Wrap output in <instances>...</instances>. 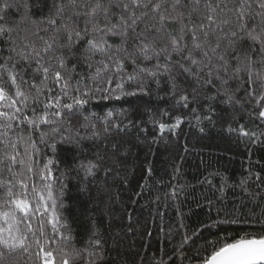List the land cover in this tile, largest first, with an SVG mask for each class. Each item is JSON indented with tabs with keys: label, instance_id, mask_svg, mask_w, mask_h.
<instances>
[{
	"label": "snow or ice",
	"instance_id": "obj_1",
	"mask_svg": "<svg viewBox=\"0 0 264 264\" xmlns=\"http://www.w3.org/2000/svg\"><path fill=\"white\" fill-rule=\"evenodd\" d=\"M128 97H155L173 112L187 109L198 122L201 109L211 122L214 105L248 111L247 104L257 127L264 124V0H0V264H29L33 256L38 264H57V255L59 264L107 258L98 229L82 248L73 245L61 231L66 225L58 207L70 173L91 202L97 174L119 172L128 149L113 137L137 125L122 128L123 113L89 109ZM168 115L163 110L150 118L160 134L153 143L184 122L179 114L166 122ZM229 131L264 143V129L240 124ZM85 141L95 148L91 156ZM58 145L79 153L70 173L59 177ZM45 149L53 155L41 163ZM216 175L223 197L231 185ZM247 183L239 186L247 191ZM238 223L224 219L210 227ZM257 223L235 237L224 227L206 239L200 247L211 252L203 264H264V216ZM192 236L185 234L181 249ZM178 256L182 262L183 251Z\"/></svg>",
	"mask_w": 264,
	"mask_h": 264
},
{
	"label": "trees",
	"instance_id": "obj_2",
	"mask_svg": "<svg viewBox=\"0 0 264 264\" xmlns=\"http://www.w3.org/2000/svg\"><path fill=\"white\" fill-rule=\"evenodd\" d=\"M214 107L211 122L203 109L198 122L187 109L173 112L169 104L155 97L91 103L89 110L101 116L110 110L123 113L119 117L122 128L129 121L137 126L113 137L124 144L128 155L118 173L97 174L91 185V202L80 191L83 182L70 173L69 166L79 159V153L74 157L66 146H57L55 155L60 164L55 175L70 173L64 181L67 187L63 207H58L61 223L66 225L61 231L73 237V245L82 248L92 230L98 229L107 240L108 255L102 264H153L161 257L167 264H203L211 248L200 245L206 239H214L217 231L227 227L235 237L242 231L256 230L257 222L264 216V143L252 144L238 131H229V127L237 129L243 124L249 131L259 133L264 124L257 127L259 121L254 111L249 115L252 110L247 104L244 108L248 111L224 105ZM163 110L169 112L164 121L174 122V116L179 114L184 122L174 133L165 132L163 138L153 143V138L160 134L150 118ZM84 147L85 155L91 156L95 151L89 141L84 142ZM52 155L50 149L42 151L41 163ZM249 172L259 174L261 180L256 181L255 175L249 179ZM217 173L231 185L223 197L217 191ZM241 180L248 181L247 191L239 186ZM173 189L178 193L176 199L170 195ZM233 218L241 223L210 227L217 220ZM194 232L199 235L192 236ZM185 234L192 239L181 249ZM32 251H36L35 246ZM180 251L184 253L182 262ZM34 262L38 264L35 256L29 264Z\"/></svg>",
	"mask_w": 264,
	"mask_h": 264
}]
</instances>
